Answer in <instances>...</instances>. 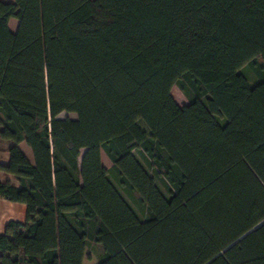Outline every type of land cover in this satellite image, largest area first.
<instances>
[{"label": "trees", "instance_id": "1", "mask_svg": "<svg viewBox=\"0 0 264 264\" xmlns=\"http://www.w3.org/2000/svg\"><path fill=\"white\" fill-rule=\"evenodd\" d=\"M0 141V264H264V0L0 1Z\"/></svg>", "mask_w": 264, "mask_h": 264}, {"label": "rangeland", "instance_id": "2", "mask_svg": "<svg viewBox=\"0 0 264 264\" xmlns=\"http://www.w3.org/2000/svg\"><path fill=\"white\" fill-rule=\"evenodd\" d=\"M9 1V0H7ZM12 27L15 26L16 21H12L11 23ZM239 73H241V75H243L247 81L250 83V85H254L256 83L255 78L253 77L252 73L250 72V70L248 69V67H243L239 70ZM171 96L174 99V101L179 105V106H185L188 104V100L186 99V97L184 96V94L176 87H172L171 89ZM65 114L62 115V117H64ZM72 117V116H70ZM22 150L24 151V153L26 155H28L31 158V153L30 150L24 145L22 144ZM101 162L103 167L108 170V178L109 180L114 184V186L120 191L121 195L123 196V198L126 200V202L130 205V207L133 209V211L136 213V215L139 218H143V212L138 208V206H136L134 204V202L131 200V198L129 196H127L117 185L115 179L113 178L110 170V163L108 162V160L106 159V157L102 154L101 155ZM0 176L4 177L3 174L0 173ZM16 205H21L22 208V216L25 217V210H24V206L22 204L17 203ZM99 260L97 257V253L93 250V248H88L86 250L85 253V257L83 260V264H98Z\"/></svg>", "mask_w": 264, "mask_h": 264}, {"label": "crops", "instance_id": "3", "mask_svg": "<svg viewBox=\"0 0 264 264\" xmlns=\"http://www.w3.org/2000/svg\"><path fill=\"white\" fill-rule=\"evenodd\" d=\"M0 1L9 2L7 0H0ZM19 146L22 150V144H20ZM8 147H9L8 142L0 141V164L3 166H6L8 163V153H7ZM3 179L4 177L0 176V180H3ZM16 204L17 203H12V202H8L6 200L0 199V234L4 232L6 224L10 221L24 223L25 217H23L21 214L22 212L21 205H16ZM24 210H25V206H24Z\"/></svg>", "mask_w": 264, "mask_h": 264}, {"label": "water", "instance_id": "4", "mask_svg": "<svg viewBox=\"0 0 264 264\" xmlns=\"http://www.w3.org/2000/svg\"><path fill=\"white\" fill-rule=\"evenodd\" d=\"M262 224V223H261Z\"/></svg>", "mask_w": 264, "mask_h": 264}]
</instances>
